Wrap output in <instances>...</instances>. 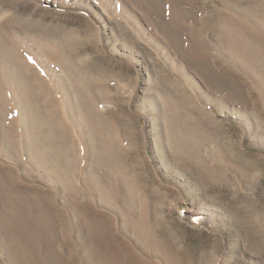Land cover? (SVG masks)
<instances>
[{"label": "rangeland", "instance_id": "1", "mask_svg": "<svg viewBox=\"0 0 264 264\" xmlns=\"http://www.w3.org/2000/svg\"><path fill=\"white\" fill-rule=\"evenodd\" d=\"M0 264H264V0H0Z\"/></svg>", "mask_w": 264, "mask_h": 264}]
</instances>
